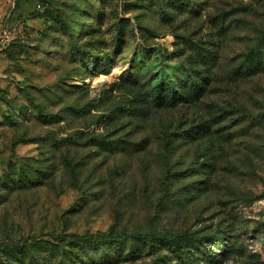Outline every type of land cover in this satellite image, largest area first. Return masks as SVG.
Instances as JSON below:
<instances>
[{
    "label": "rangeland",
    "instance_id": "1",
    "mask_svg": "<svg viewBox=\"0 0 264 264\" xmlns=\"http://www.w3.org/2000/svg\"><path fill=\"white\" fill-rule=\"evenodd\" d=\"M0 264H264V0H0Z\"/></svg>",
    "mask_w": 264,
    "mask_h": 264
},
{
    "label": "trees",
    "instance_id": "2",
    "mask_svg": "<svg viewBox=\"0 0 264 264\" xmlns=\"http://www.w3.org/2000/svg\"><path fill=\"white\" fill-rule=\"evenodd\" d=\"M44 14L48 16L51 20H53L56 24H58L60 27L65 29L67 28L66 22L59 14L47 10L44 11ZM99 238L107 240H122L126 238V234L107 232L99 235Z\"/></svg>",
    "mask_w": 264,
    "mask_h": 264
}]
</instances>
